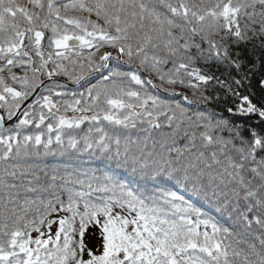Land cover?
I'll return each instance as SVG.
<instances>
[{
  "label": "snow or ice",
  "instance_id": "snow-or-ice-1",
  "mask_svg": "<svg viewBox=\"0 0 264 264\" xmlns=\"http://www.w3.org/2000/svg\"><path fill=\"white\" fill-rule=\"evenodd\" d=\"M249 31L264 37V0H0V264H264V237L256 236L259 249L233 247L222 238L229 229L194 202L227 213L249 235L253 224L264 230V127L252 126L264 125V99L253 103L241 91L252 88L256 64L248 61L245 70L232 51L251 39ZM195 60L226 66L230 78L191 67ZM92 74L99 79L80 92L56 79L84 87ZM212 81L234 101L228 117L189 114L185 104L193 101L169 91L187 88L210 104L219 96L201 87L206 92ZM177 112L178 127L187 125L183 148L173 141L149 150L120 132L137 121L160 128L161 117L171 127ZM251 116L258 120L248 127L232 119ZM49 156L66 160L41 166ZM92 160L111 168L92 167ZM44 196L51 197L48 212L58 204L71 215L29 220ZM38 224L49 228L46 239ZM89 224L100 227L103 252L88 250L85 259Z\"/></svg>",
  "mask_w": 264,
  "mask_h": 264
},
{
  "label": "trees",
  "instance_id": "trees-1",
  "mask_svg": "<svg viewBox=\"0 0 264 264\" xmlns=\"http://www.w3.org/2000/svg\"><path fill=\"white\" fill-rule=\"evenodd\" d=\"M21 3H27V0H19ZM94 19V17H93ZM48 33H46L47 37ZM176 35H180L179 30H176ZM248 36L251 37V39H248L247 41L241 42L240 46L238 48L233 47L232 51L233 53L235 52H240L242 58L245 61V70L248 68V61H253L256 64V74L253 77V86L251 89H241V91L244 94H248L250 96V99L252 100L253 103L259 104V102L264 99V93L261 92L258 84L256 81H258L261 78V73L264 72V49H261L259 45L261 43H264V37H253V34L251 31L248 32ZM195 43H199V38H196L194 41ZM183 43V41H181ZM189 43H193V41H189ZM44 50L45 52L50 51L51 49H48L47 47V42H44ZM113 51L111 49H102L101 51ZM113 54L116 55L117 53L113 51ZM161 56H166V53L161 51L159 53ZM191 55L195 57L197 55L196 49L193 47L191 49ZM173 59V58H169ZM115 62H113L114 64ZM165 70L170 69L172 67V64L169 63L167 65L162 66ZM191 67L194 68H199L203 72L209 74V75H214L216 77H220L221 79H226L230 78L229 70L227 69L226 66L224 65H218L215 62H210V63H205L203 60H195L192 64ZM14 71L17 72L18 75L22 74L19 69H14ZM143 71V70H142ZM6 75V73H5ZM145 75H148L146 72ZM232 75H235V73H232ZM156 83H159L158 80L155 79V76L153 75L152 77ZM46 79V78H45ZM56 79L60 80L61 82L65 83L68 85V90L69 91H84L90 84L96 83V81L99 79L98 74H92L87 83H84V87H80L76 84L71 83V81L67 80V78L61 76V77H56ZM18 87V86H17ZM207 91H204V86L201 87V92H203L204 95L209 96L211 98H215L217 95L219 96V99H213V102L210 104H205L201 101L200 99V93H196L195 95L190 89L187 88H181L177 87L175 89H169V91H177V92H183L185 93L188 98L193 101V104L191 106H188L185 104V107L190 108L189 114H191L192 111L194 110H201V111H206L207 113H214V114H222L224 117H228L229 114L227 112V108L229 106H234V101L231 97H229L227 100L225 99L226 91L225 89L219 87L215 81L210 82L207 86ZM160 97L166 101H174L175 99H178V97H172L168 95L165 92H160L158 93ZM3 110H0V115H3ZM68 116H71L72 113L69 112L67 113ZM234 121H240V120H246L248 123L245 124V127H248L249 124L252 121L258 120V117L256 116H251V117H233L232 118ZM5 120L7 118L5 117ZM180 113H176V120L173 121L172 126H168V121L161 117L159 120V123L161 124L160 128H153L147 123L140 124L139 121H137V127L136 128H129V129H120V132L122 136H128L132 140H136L140 143L141 146L147 145V148L149 150H152L153 147H155L156 150H160L161 144H172L173 141L176 142L177 147L183 148L187 141L183 138L184 137V132L185 129L187 128V125H180ZM109 130H111V126L107 125L106 122L104 125H102ZM253 127H256L258 130L264 125H259L255 124L252 125ZM90 127V124L88 122H85L81 125V128L78 131L79 135H83L88 131V128ZM245 137H248V133L245 132L243 133ZM227 135V133H225ZM197 147H199V140H197ZM211 149H209L206 152V155L209 154ZM235 155V154H234ZM66 160V158L62 157H46L42 161V165L48 164V165H53L56 163H63ZM236 160L239 163L240 159L239 156H236ZM25 161L21 159L19 163H24ZM247 164V162H245ZM91 166L92 167H99L102 170H109L111 168L110 165L106 164L103 161L100 160H92L91 161ZM220 168L219 166L214 167L211 171L216 172L219 171ZM42 175V174H41ZM207 180V177H206ZM258 182V181H257ZM186 195V194H185ZM30 198L32 194H29ZM65 201V205L67 204V198L66 196L62 195L61 197ZM42 199L45 200L44 204H41L37 202L36 205L32 206L28 212L27 218L29 220H34V221H39L41 217H44L45 219L48 220H53V221H58L59 218L63 216H70V213H66L63 211L59 210V205H54L57 209L55 212H48L46 210V203L48 200L51 199V197L44 196ZM194 199V198H193ZM197 203L199 207L205 212L206 215L213 217L216 219L220 226L222 228H228L230 234H225L222 238L225 243L231 244L233 247L239 248V249H244L247 250L249 244H254L256 245L257 249L260 248L259 241L256 239V236H261L264 237V230L260 229L257 225L253 224L252 229H251V234H248V230L245 229V227L242 224H239L235 221V218L229 219L227 213H217L215 212L214 208L210 205L204 204L200 201H194ZM82 210V208H81ZM40 227V231L45 233V239L47 238V234L49 233V228L47 227L46 224H38ZM58 223H53L50 229L51 235L54 237L55 232L58 228ZM74 227L77 229V233L74 236V239L79 242L81 240V236L79 234V218H77L76 224ZM31 235L33 238H35L38 233L36 231H32ZM82 242L84 244V258L87 259V252L88 250H91L93 254L95 255H100L103 252V240H102V235H101V229L98 225L95 224H89L86 227V230L84 232Z\"/></svg>",
  "mask_w": 264,
  "mask_h": 264
},
{
  "label": "water",
  "instance_id": "water-1",
  "mask_svg": "<svg viewBox=\"0 0 264 264\" xmlns=\"http://www.w3.org/2000/svg\"><path fill=\"white\" fill-rule=\"evenodd\" d=\"M8 123H9V122L6 120V121H5V125L7 126V125H8Z\"/></svg>",
  "mask_w": 264,
  "mask_h": 264
}]
</instances>
